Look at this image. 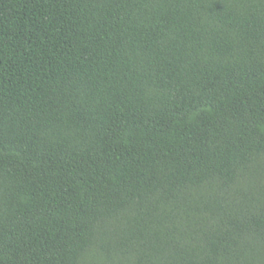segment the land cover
I'll return each instance as SVG.
<instances>
[{
    "label": "trees",
    "instance_id": "16d2710c",
    "mask_svg": "<svg viewBox=\"0 0 264 264\" xmlns=\"http://www.w3.org/2000/svg\"><path fill=\"white\" fill-rule=\"evenodd\" d=\"M0 264H264V0H0Z\"/></svg>",
    "mask_w": 264,
    "mask_h": 264
}]
</instances>
